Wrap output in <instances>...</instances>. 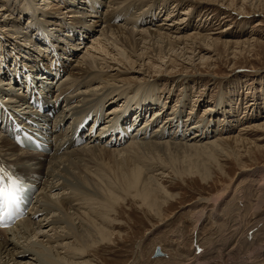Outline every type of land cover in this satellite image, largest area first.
<instances>
[{
	"label": "rangeland",
	"instance_id": "1",
	"mask_svg": "<svg viewBox=\"0 0 264 264\" xmlns=\"http://www.w3.org/2000/svg\"><path fill=\"white\" fill-rule=\"evenodd\" d=\"M52 1L53 4H50L52 7L47 6L46 8L56 10L58 14L53 15H56L58 19L45 17V20L41 21L42 23L52 26L53 24H50L49 20L63 19L61 20L63 22L61 31L65 33L64 26L73 23L74 18H80V21H86V28L94 31L95 34L86 33L87 37L83 40L85 41L83 45L78 44L80 45L79 48L74 47L75 50L72 49L69 52H80L78 57L81 59L87 49H93L91 44L95 43V39L99 36L98 31L103 26L91 24L95 19L94 17H96L94 14H92L93 16L82 17L76 16L77 13L75 12L66 13L69 7L79 11L76 3L80 0H73V2L70 0ZM145 1L141 0L142 9L139 10L138 7L136 8L135 2H131V9L134 11L132 12L136 13L137 11L139 13L136 14L142 15V10L148 8L154 0ZM179 1L166 2V0H158L153 12L148 13L149 16L150 13L156 16L155 25L161 23L162 26L167 28V25L172 23L171 20L181 18L182 12L186 11V7L195 3L192 0ZM42 2V0H34L33 4L37 7L36 4ZM82 2L84 3V0ZM25 3L26 0H0V20L6 16L9 17V15L10 19H14L16 15L19 18L21 16L19 29L24 30L22 34H19L21 39L24 38L23 34H33L32 31L28 32V30H33L37 32L36 34L42 31L40 21L33 22L30 19L29 9ZM127 3L130 5V2ZM127 3L118 5V7L111 6V8L119 10L117 16L121 20L124 18L123 8L125 9ZM199 3L197 2L194 8L188 9L192 16L184 21L183 34H203L215 38L216 41H210L209 37H204L208 39L207 42H201L199 45L206 48H198L199 55H196L198 52L193 53L191 48L194 50V46L182 50L186 53L184 56H179L181 55L179 49L178 52L172 53L171 51L170 55L173 56V61L171 64V61L168 63L172 66L169 71L165 70L168 65H160L169 60L168 56L164 61L158 57L152 61H146L143 68L144 70L148 68L151 71L147 72V74L149 73L147 78H149L151 84H145L142 88V93L146 92L139 101L142 105L146 104L150 107L152 104H149L152 101L148 100L147 97L152 92L150 86L153 88L152 85L156 84L154 92L158 94V97L155 94L152 95L157 100L155 108L160 109V107L165 106L164 109L167 108L168 112L174 109L175 112L178 110L179 115L184 119L181 125V133L186 137L193 136L194 133L197 135L200 133L199 130H191L189 127L191 126L190 115L195 118L193 120L195 122L196 120L199 121L200 118H206L210 113L209 111L212 112V109H217L213 119L206 121L207 126L211 125L210 129L204 126L207 130L203 128V131H201L203 135H201L207 137V134L213 129H221V131L215 137L204 140V142H207L215 140L216 137L222 136V134V137L232 135V133L235 136L240 132L243 133L248 127L264 122V0H216L213 3L215 5ZM2 4H4L5 10L1 8ZM42 6L44 7V5ZM161 11L162 13H160ZM170 12L173 14V18L171 16V20L165 21V17ZM155 13L157 14L155 15ZM145 16L142 15L140 19H146L147 26L150 22ZM185 16L188 15L182 17ZM151 23L153 24V22ZM77 27L81 29L84 25L78 24ZM135 29L139 31L142 30V27L138 25ZM0 40H9L8 43H12L11 46L9 44L8 47H5L2 46L4 42H0V59L3 54L7 53L8 48V56L12 57L13 51L10 49L17 47L16 50L19 54H25L19 55L14 52L12 61H15L13 66L18 62L30 60L27 56L31 55L30 50L34 47L28 45L32 43L28 41V43L18 45L13 44L14 39L1 28ZM37 41L44 42V40L38 39L34 35V42ZM74 44L76 43L74 42ZM69 47L72 48L73 46L70 45ZM92 51L96 52L95 49ZM97 53V55H106L100 51H97ZM200 55H203V59L200 58ZM106 56L108 59L113 57V55ZM34 57H36V54L33 52ZM66 59L71 60L67 55H64L62 60ZM2 60L4 64H10V60L3 58ZM139 64H141V61H139ZM159 66L163 67L160 69ZM9 67L4 65L0 67V77L3 81L10 80L7 78L11 74ZM137 69L138 67L135 68V70ZM64 75L63 73L61 77ZM42 77L45 78L46 75ZM42 77L39 76L40 79ZM59 78L60 76L54 78V89ZM64 78L67 79V75ZM156 78L159 81H155ZM40 79L37 80V83L40 82ZM64 81L60 79L57 86ZM96 81L98 80L86 82L85 85L92 86ZM0 87L2 91L5 90L9 94L10 90L8 88L10 85H1ZM17 87H12L15 88L13 92L17 91L19 93L21 91L20 87ZM54 92L49 96L45 94L44 98L47 100L51 98L55 103L57 101L55 96L57 95ZM20 94H22V91ZM54 103H50L51 107H55ZM115 104L114 102L108 103L106 108L109 109ZM183 104L186 106H183ZM182 107H184V111L181 110ZM130 109L126 108V110ZM206 109L209 112L208 114L205 112ZM147 112L145 113V119H151L153 111L149 112L147 110ZM175 112L171 116L173 119L177 115ZM134 115L135 113L131 114L132 120H136ZM187 118H189L188 121H186ZM137 124H139V121ZM158 124L149 126L146 133L149 137L152 136V131ZM85 125L87 127L82 128V130L88 131L90 122L89 124L85 123ZM124 125L126 127L128 122ZM229 127L233 128L231 133ZM135 128L138 129L135 126L130 131H137ZM261 135H264V130L247 132L245 136L250 141L249 145L246 147L238 146L235 148V152L232 148L234 144L229 143L228 145L222 142L221 144L225 150H215L216 153L213 155H209L204 151L214 150L215 146L212 144L208 145L207 148L202 147L203 150L197 148L186 149L183 145H172L169 146L170 148L163 149L136 147L135 155L140 153L146 159V162L140 163L144 169L142 180L147 176H155L157 178L155 180L158 182L161 180L160 183L164 187L162 193L166 205H164L161 215L155 213L152 208L144 203L135 191L126 193L122 189L120 181L112 169L116 160L121 157L116 158L118 155H113L110 151L116 149L100 148L92 152H89V150L87 152L77 151L79 155L72 156L71 160L74 159L73 162L66 161L67 165L65 163L61 165L60 169L63 168L62 174L64 175L63 172H71L72 170L71 177L74 175L79 179L78 177L87 175L96 184L99 194L104 195L101 198H106V200L100 199L98 205L96 201H87V197L82 194L77 195L74 202L76 204L75 208L68 210L69 214L74 210L70 215V220H73V223L80 228L85 225L84 230L87 231L88 228L89 231L90 228L95 230L89 221L96 219L97 225H105L106 230L109 231L110 229V234H112L110 236L112 239H109V241L101 240L95 231H93V234H87V237L93 241V245L87 250L86 254L82 255L80 261H90L92 259L90 263L93 264H264V251L259 250L261 245L264 246V183L262 181L264 176L262 178L256 170V168H264V140H259L262 137ZM181 136H178L176 141L179 142ZM3 139L9 142L8 145H3V150L7 152H10L11 148L19 150L18 147L12 145L9 139L4 137ZM138 149H140L139 152ZM166 150L169 151L166 152ZM55 156L62 157L63 153ZM254 168V174L258 178L253 176ZM75 171L77 172L75 173ZM256 179L261 181L263 186H260L259 182L258 185L253 186ZM95 199L98 200V197H95ZM158 200L161 201V198H158ZM257 202L261 203L258 204ZM72 215L74 216L72 217ZM198 215L200 218H198ZM71 240L73 241V239ZM157 247H161L165 255L154 257Z\"/></svg>",
	"mask_w": 264,
	"mask_h": 264
},
{
	"label": "bare ground",
	"instance_id": "2",
	"mask_svg": "<svg viewBox=\"0 0 264 264\" xmlns=\"http://www.w3.org/2000/svg\"><path fill=\"white\" fill-rule=\"evenodd\" d=\"M33 1L34 0H26L25 4L29 9L30 19H32L33 22L40 21L42 31L38 32V34H36L37 32H34L33 30H28V32L32 31L38 39L44 40L45 43L43 41L34 42V35L32 33H29L28 35L23 34L24 38H20L19 34H22L24 31L22 28L19 29L21 16L19 18L16 15L14 19H10L11 17L9 15V17L6 16L4 19L0 20V28L3 29L8 36H11L12 39H14L13 44L18 45L28 43L29 41V43L32 44H29L28 46L32 45V47H34L30 50L31 55L27 56L30 60L21 63L18 62L15 66H13L15 60L12 61V59L14 58V52L19 54L16 50L17 47L10 49L13 51L12 57L8 56V48L7 53L5 55L3 54L0 59V67L2 65L7 67L10 66L8 69L11 70V74L7 76L10 80L3 81L0 77V86L10 85L8 88L10 90L9 94L6 93L5 90L2 91L0 87V110L2 107L8 113L9 109L7 106L15 104V106H18V110L21 115L26 114L27 112H30L31 115L30 119L27 121L19 120L18 118L15 120V122L26 127H21L20 125L15 124L12 125L11 128H8L6 132L3 130L4 125L2 123L4 117L0 116V133L3 135H0V159L3 164L11 163L10 166L4 165L5 168L22 172L26 174L29 179L36 178L40 183V192L37 196V201L33 205L30 212L21 217L18 220V223L7 228L0 227V264H93L90 263L92 259L90 260L89 258L88 259L90 261H80V259H82V255L86 254L87 250L93 245V241L87 237V234H93V231H95L101 240L106 241L112 239V237L110 238L112 234H110V229L109 231L106 230V227H104L105 225H97L95 221L96 219L89 221L95 229L93 230L90 228L89 231L88 228L87 231L84 230L85 225L82 226L83 228H80L73 223V220H70V215L74 210L71 211V214L68 213V210L75 208L76 204L74 202L77 195L82 194L87 197V201H96L98 205L100 199L103 201L106 200V198H101L104 197V195L99 194L96 184L87 175H83L84 177H78L79 179H77L74 175L71 177V169H69L71 172H67L65 169L66 172H63L64 175L62 174L63 168L60 169L61 165L64 163L67 165L66 161L73 162L74 159L71 160V158L77 154V151L87 152V150H89V152H92L99 150L100 148L116 149L110 151L113 155H118L116 158L119 156L121 157L116 160L112 169L115 171V174L117 175L116 177L119 179L122 189L126 193L135 191L137 196H140L144 203L152 208L155 213L161 215L164 205H166L165 198L162 193L164 192V187L160 183L161 180H159V182L155 180L157 179L155 176H147L142 180L144 169L140 163L143 161L146 162V159L140 153L135 155V150L137 149L136 147L139 148L142 146L143 149L153 147L163 149L172 145H183L186 149H202V147L207 148L208 145L212 144L215 146L214 150L204 151H206L209 155H213L216 153L214 152L215 150H225L221 144L222 142H225L228 145L229 143L234 144L232 145V148L235 152L236 147H246L249 145L250 141L245 136L247 135V132H260L264 130V122L248 127L243 133L240 132L235 136L234 133H232V135L222 137V134V136L216 137L213 141L204 142L205 139L215 137L221 131V129H213L210 131L212 134L209 132L207 137L202 136L203 133H201L203 128L206 129L211 127V125L207 126L208 123L206 121L213 119L217 109H212V112L209 111L210 113L206 109V114L209 113V115L206 116L207 119L203 117L200 118L199 121L196 120L195 122H193L195 118L190 115L191 126L189 127L191 130H199L200 133L198 135L194 133L193 136L191 135L186 137L181 133V125L183 124L184 119L179 115L180 112L178 110L175 112L174 109L173 111L168 112V110H166L167 108L164 109L165 106L163 108L160 107V109H157L158 107L155 108L157 100L156 97L152 95H158L154 92L156 84L152 85L153 88L150 86L152 92L149 94L147 92V99L152 101L149 105H152L150 107L146 104L142 105L141 101H139L143 98L142 96L145 95L146 92L142 93V88L145 84H151L149 82V78H147V76H149V73L147 74V72L150 70H148V68L147 70H144L143 68V66L146 65V61H152L157 57L164 61V59L168 56L169 60L167 62L165 60V64L159 62L161 63L160 65H168L170 61V64L173 61V56L170 55L171 51L172 53L178 52L179 49L181 50V55L179 56H184L186 53L182 50H187L188 48L194 46V50L193 48L191 49L193 53H197L198 48L205 47L203 45H199L201 42L208 40L204 37H209L210 41H216L215 38H211L210 36H205L203 34H183L184 21L192 16L190 15L191 12L188 11V9L192 7L194 8L197 2L205 5H215L213 3H215L216 0H192L195 2L194 5L190 4L186 7V11L182 12L181 18H176V20H171L170 17L172 16L173 18V14L170 12V14H168L164 19L165 21L169 19L172 22L167 25V28L162 26L161 23L155 25L156 16H153L152 13H150V16L148 14L150 11L153 12L158 0H154L153 2L151 1L152 4L149 3L151 5L145 10H142V15H146L145 18H147L148 22H150L147 26L146 19L141 20L140 17L142 15L136 14L139 13L137 11L136 13H133L134 11L131 9V2H135L138 10L142 9L141 0H84V3L80 0L76 3L77 10L79 11L69 7L66 10V13L75 12L77 13L76 16L82 17L93 16L92 14H94L96 17H94L95 19H93V23L91 24H100L103 26L98 31L99 36L95 39V43L91 44V47L95 49L96 52H93V49H87V51L83 53L81 59L78 57L80 52L77 53L78 51H74V47L79 48L80 45H83L85 42L83 40L87 37L86 33H94L93 30L86 28V21L82 22L80 21V18H74V21H72L73 23L68 25L65 23L66 26H64L63 29L66 32L63 33L61 31L63 23L61 20L63 19L55 21L49 20V23L53 24L52 26H48L41 22L45 20V17H49L48 19H58L56 15H53L58 14L56 10L53 11V9L46 8L47 6L52 7L50 4L52 5L53 1L42 0L43 2L41 4H36L37 7H35ZM70 1L73 2V0ZM170 1L171 0H166V2ZM127 2H130V5ZM124 3L127 4L125 5V9L123 8L124 18L121 20L120 17L117 16L119 10L111 8V6L118 7V5H122ZM3 5L4 4L1 5V8L4 9L5 6ZM42 5H44V7ZM160 13H162V11ZM156 14L157 13H155V15ZM186 14L188 15L187 17H182ZM151 22H153V24ZM78 24H83L84 27L79 29L77 27ZM138 25L142 27V30L138 31L135 29ZM171 26L173 27L170 28ZM74 37H77L78 39H73ZM0 42H4L2 46L5 47H8L7 45L9 44L10 46L12 45V43H8L9 40H0ZM74 42L76 44H74ZM70 45L73 47L70 48ZM72 49H74V53H69ZM59 50L61 51L60 53ZM97 51L105 53L106 55H113V57L108 59L106 55H97ZM33 52L36 54V57L34 58ZM23 54L25 53L19 55ZM64 54L71 58V60H62ZM199 54L200 52L196 55ZM2 58L10 60V64H4ZM200 58L203 59V55H200ZM73 59L74 61H72ZM139 61H141V64H139ZM170 64L165 69L166 71H169V68L172 67ZM149 65L152 66L150 63ZM136 67H138L137 70H135ZM159 67L161 69L163 66ZM3 73L5 76V70ZM63 73L67 75V79L64 78L65 75L61 77ZM44 75H46L45 78L42 77ZM53 75L55 76L52 77ZM39 76L42 78L40 79ZM59 76V80L61 79L65 81L61 84L59 83L60 85L57 86L59 82V80H57L55 85L56 88L54 89V78H58ZM25 77L28 81H24ZM39 79L40 82L37 83V80ZM92 80L98 81L94 82L92 86L85 85L86 82H90ZM156 80L158 79L156 78L155 81ZM12 87H20L22 94L19 95L21 91L19 93H17V91L13 92L15 88L13 89ZM27 87L28 90H30L29 94L32 89L39 87L38 90L41 91L40 101L44 99V95H42V93L46 95L48 94L49 96V94L56 91L54 93L57 95L55 96L57 97V101L55 100L57 103H54V100H46L43 106H41V110L39 108H34L36 104L28 101L27 92L25 91V88ZM113 102L116 104L107 109L106 107L108 103ZM50 103H54L55 107H51ZM183 106L186 105L183 104ZM126 108L131 109L126 110ZM183 109L184 107L181 108L182 111H184ZM38 110L40 111L36 112ZM147 110L149 112L153 111L151 119H145V113H148ZM53 111L55 112L52 113ZM121 112L122 114H120ZM173 112L177 113L176 118L174 119L171 118ZM190 112L193 113L192 111ZM132 113H135L134 117L136 116V120L131 119ZM188 120L189 118L186 119V121ZM138 121L139 124H137ZM38 122H42V124H52V129L54 130L52 135L54 140V150L50 155L42 154L40 152H31L27 149H22V147L19 146L18 137L22 133V129H30L27 127H30L32 124ZM89 122V129L86 128L88 131L82 130V128L87 127L85 123L89 124ZM127 122L128 125L125 127L124 124H127ZM155 124L158 125H156L153 129L152 136L149 137L146 134L148 128L149 126H153ZM135 126L138 127V129L135 128L137 130V134L133 133L134 131H130V129H133ZM204 126L207 127L205 128ZM232 129V127H229L230 133L232 132ZM77 134L79 137H82L84 134V136H86V141L79 144ZM180 135H182L180 137L181 140L178 142L176 140ZM261 136L262 137L259 140H264V135ZM3 137L9 139L12 145L18 147L19 150L12 148L10 152L3 150V145L9 144V142L5 141ZM126 143L129 144L126 146ZM139 150L140 149H138V152ZM168 151L166 150V152ZM61 153H63L62 157L55 156L60 155ZM29 169L34 171L33 174L31 172H25ZM254 170L255 168L253 169V176L258 178L254 174ZM256 170L263 178L264 168H256ZM76 172L77 171H75V173ZM262 181L264 183V179H262ZM258 182L260 186H263L262 182L259 180L257 181V179L253 182V186L258 185ZM91 188L92 190L94 189V191H92ZM157 192H159L158 195ZM95 197H98V200H96ZM158 198H161V201H159ZM260 203L261 202L258 204ZM78 207L77 209H79ZM73 216L74 215H72V217ZM198 218H200V216ZM71 239H73V241ZM259 250L264 251V246L261 245V249ZM163 255H165V253L161 247H157L154 257L157 258Z\"/></svg>",
	"mask_w": 264,
	"mask_h": 264
},
{
	"label": "snow or ice",
	"instance_id": "3",
	"mask_svg": "<svg viewBox=\"0 0 264 264\" xmlns=\"http://www.w3.org/2000/svg\"><path fill=\"white\" fill-rule=\"evenodd\" d=\"M18 181H13V187H15L17 185ZM4 189L0 188V199H3L4 196Z\"/></svg>",
	"mask_w": 264,
	"mask_h": 264
}]
</instances>
